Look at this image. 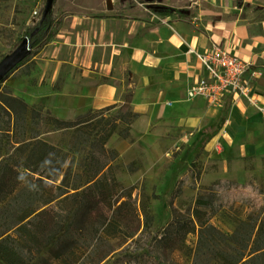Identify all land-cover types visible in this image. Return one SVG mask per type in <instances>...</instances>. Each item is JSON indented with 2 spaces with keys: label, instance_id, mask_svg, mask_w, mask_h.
Instances as JSON below:
<instances>
[{
  "label": "trees",
  "instance_id": "16d2710c",
  "mask_svg": "<svg viewBox=\"0 0 264 264\" xmlns=\"http://www.w3.org/2000/svg\"><path fill=\"white\" fill-rule=\"evenodd\" d=\"M154 8L162 14L175 12L180 16V11L169 6ZM52 10L25 32L33 48L29 54L17 63L15 58L5 63L6 56L0 61V84L56 33L62 18H53ZM95 117L85 112L60 118L10 90L0 92V264H76L70 260L73 252L87 240L93 241L96 256L78 264H99L116 250L111 247L98 252L101 244L130 238L151 221L147 202L138 204L130 194H123L116 177L109 173L116 152L112 159L96 155V151L108 154L103 141L113 130L103 133L101 143H95L92 132L84 129ZM43 122L70 129L74 143H87L93 149L83 171L73 170L67 153L39 137ZM129 132L126 128L123 138L131 137ZM198 155L189 172H195ZM186 176L176 181L171 196L179 193ZM256 189L248 182L217 179L195 198L193 217L173 216L165 224L154 240L159 258L131 259L123 264H165L163 255L167 264H264V194ZM234 198L248 209L233 219L228 233L211 219ZM67 202L70 206L62 208ZM129 208L137 223L126 231L125 210ZM141 215L145 216L143 222ZM192 232H196V243L189 246L185 240Z\"/></svg>",
  "mask_w": 264,
  "mask_h": 264
},
{
  "label": "crops",
  "instance_id": "0c3cea01",
  "mask_svg": "<svg viewBox=\"0 0 264 264\" xmlns=\"http://www.w3.org/2000/svg\"><path fill=\"white\" fill-rule=\"evenodd\" d=\"M58 3L55 13L62 18L54 44L58 55L67 48V56H85L89 63L102 57L107 66L117 55H125L154 88L157 111L148 124L156 119L172 129L173 134L166 131L167 139L173 147H185V154L193 156L203 148L201 182L210 185L220 178L243 181L246 159L264 155V0H56ZM161 6L180 11V16L154 8ZM65 21L69 24L62 31ZM214 45H224L251 63L245 81L252 99L230 94L215 106L187 95L189 84L201 72L194 52ZM189 48L193 51L187 52ZM104 70L108 72L109 67ZM88 74L96 81L90 86L94 109L117 102L119 87L113 77L97 81L100 71ZM139 89L124 104L135 106Z\"/></svg>",
  "mask_w": 264,
  "mask_h": 264
},
{
  "label": "rangeland",
  "instance_id": "374dc122",
  "mask_svg": "<svg viewBox=\"0 0 264 264\" xmlns=\"http://www.w3.org/2000/svg\"><path fill=\"white\" fill-rule=\"evenodd\" d=\"M45 2L46 0H0V61L28 36L25 32L36 26L42 16ZM55 2L53 18L59 17V14L55 13L59 3ZM68 24V21H65L61 30H66ZM56 37L57 32L35 55L11 71L0 84V92L10 90L39 108L42 106L49 109L53 115L60 118H69L85 112L95 115L93 121L84 128L92 132L95 143H101L103 133L113 130L103 141L105 149L109 150L108 154L96 151V155L100 159H112L114 151L116 152L109 173L116 177L123 194H130L138 204L147 202L152 219L147 226L141 225L140 230L130 238L110 240L101 244V248H97L98 252L111 247L116 250L99 264H123L131 259H157L159 257L154 251V240L165 224L173 216L193 217L195 198L212 185V182L210 185L201 182L204 150L200 147L193 156L185 154V147H173L167 139L166 131L173 134L172 129L168 130L165 124L155 121L156 119L148 124L149 117L156 115L157 111L154 88L147 84L139 69L128 63L125 55H117L116 61L110 66L106 65L102 57H96L95 63H89L85 56H67L70 52L64 47L58 51V55L54 45ZM60 54L67 57H61ZM106 67H109L108 72L104 70ZM93 71H100L97 81L113 77L119 87L117 102L112 103L111 108L100 112L96 111L90 102V86L96 81L90 78L88 73ZM138 89L140 94L136 95L135 106L124 104L123 100L128 95L135 94ZM126 128H129L131 137L123 138L122 132H126ZM39 131L40 138L60 147L68 154L67 160L72 163L73 170L83 171L93 150L87 143L84 146L74 143L70 129L56 128L53 123H41ZM197 153L199 159L195 162V174L189 172V169ZM208 166L211 168L213 164L209 163ZM244 167L248 170L242 177V182L251 183L256 190L264 194V155L246 159ZM185 173L187 176L181 190L177 195L171 196L177 187L176 181ZM69 206L70 203L67 202L62 208ZM247 209L246 204H239L236 198L230 199L229 204L217 211L211 222L229 233L233 228V219L243 216ZM125 214L128 215L125 230L130 231L137 223V218L130 208L125 210ZM140 218L143 222L145 216L141 215ZM195 241L196 232L189 233L185 240L189 246H194ZM92 243L93 241L87 240L78 244L71 262L76 261L78 264L83 260L95 258L96 252ZM178 254L175 255L177 258ZM169 257L172 259L173 255ZM161 259L165 264L168 263L167 256L163 255ZM65 264L69 262L65 261Z\"/></svg>",
  "mask_w": 264,
  "mask_h": 264
},
{
  "label": "built area",
  "instance_id": "2783aa9c",
  "mask_svg": "<svg viewBox=\"0 0 264 264\" xmlns=\"http://www.w3.org/2000/svg\"><path fill=\"white\" fill-rule=\"evenodd\" d=\"M191 51L189 48L187 52ZM194 55L201 64V72L189 84L187 95L190 98L201 97L215 106H220L225 96L230 94L252 99L245 81L246 74L251 70L249 61L224 45H214L202 52L195 51Z\"/></svg>",
  "mask_w": 264,
  "mask_h": 264
},
{
  "label": "water",
  "instance_id": "95a60500",
  "mask_svg": "<svg viewBox=\"0 0 264 264\" xmlns=\"http://www.w3.org/2000/svg\"><path fill=\"white\" fill-rule=\"evenodd\" d=\"M52 2L53 0H46L45 7L42 13V18L45 17L49 11H51V8L53 7ZM29 41L30 38L28 36L23 38V40L16 47V49L13 52H10L8 55H6V60L4 62L8 63L10 59L13 58H15V60L13 61L14 63H17L18 61L22 60L27 54L31 52V47H29Z\"/></svg>",
  "mask_w": 264,
  "mask_h": 264
}]
</instances>
